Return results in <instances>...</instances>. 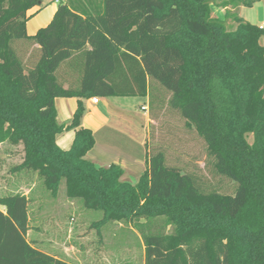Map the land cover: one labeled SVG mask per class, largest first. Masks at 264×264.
Masks as SVG:
<instances>
[{"label":"trees","instance_id":"trees-1","mask_svg":"<svg viewBox=\"0 0 264 264\" xmlns=\"http://www.w3.org/2000/svg\"><path fill=\"white\" fill-rule=\"evenodd\" d=\"M214 1L64 0L29 35L28 12L43 0H0V145L21 146L14 169L37 173L52 197L65 181L68 199L102 212L99 233L131 226L144 264H264V29L234 15L229 31ZM111 97L148 98L151 113L168 105L233 192L168 165L162 150L135 185L117 164L97 167L83 101ZM58 98L78 100L69 125L58 122ZM66 130L75 131L69 150L57 144ZM30 203L0 197V264H72L27 240Z\"/></svg>","mask_w":264,"mask_h":264},{"label":"rangeland","instance_id":"rangeland-1","mask_svg":"<svg viewBox=\"0 0 264 264\" xmlns=\"http://www.w3.org/2000/svg\"><path fill=\"white\" fill-rule=\"evenodd\" d=\"M45 1L58 7L55 1ZM113 101L134 104L135 110L143 117L145 112L148 115L146 117H155V120L152 119L154 124L150 127L148 155L162 150L168 165L178 167L184 172L195 173L206 186L222 193L233 192V187L216 176L208 165L210 159L204 141L195 132L187 130L184 120L168 105L155 108L151 113L149 100L146 98H114ZM249 141L252 142V137ZM7 149L15 148L8 144L0 146V152ZM16 149L20 151L19 148ZM10 165V160L0 163V174L6 177L8 169H11ZM146 168V164H141L130 170L132 173L135 171L139 180ZM134 180L129 181L130 184L135 185ZM29 185V213L31 225L35 229L30 240H39V245L37 242L36 245L41 251L72 264H144L142 240L131 226L125 223H109L99 233L92 225L102 219V212L86 209L80 200L68 199L65 181H62L57 197L51 196L41 179Z\"/></svg>","mask_w":264,"mask_h":264},{"label":"crops","instance_id":"crops-1","mask_svg":"<svg viewBox=\"0 0 264 264\" xmlns=\"http://www.w3.org/2000/svg\"><path fill=\"white\" fill-rule=\"evenodd\" d=\"M52 1L59 4V1L63 0ZM42 5L43 7L38 6L28 12L27 32L29 35H34L39 29L48 26L58 8L52 2L47 4L45 0H43ZM211 10L214 18L225 21L229 31H233L237 27L233 19L234 15L259 28L264 25V0H260L250 8L235 6L231 4V0H215L211 5ZM261 44L264 46V37L261 39ZM114 98L122 97L98 98V104H94L93 98L83 101L85 114L82 118L81 126L90 129L94 133L96 140L95 147L87 155V159L92 161L97 167H108L112 164L121 166L125 172L123 180L131 183L129 181L135 179L134 183L136 184L138 182L137 176L135 171L132 173L130 168L139 167L141 164L147 165L148 153H150V127L154 124V121L146 117V112L144 113L145 117L139 114L135 110L136 105L123 103L125 101L114 103ZM128 98L137 97H125L123 99ZM55 104L58 122L61 125H69L78 108V100L76 98H58ZM127 107L129 108L126 109ZM145 107L149 110L148 106ZM74 137V130H66L57 137V144L61 149L69 150L73 144ZM14 148L0 152L1 164L4 163V160H10V163H12L6 177L0 174V197L22 194L31 200L29 197L31 192L29 184L36 182L39 177L37 173L14 169L15 166L23 161L22 147ZM16 148H19L20 151ZM0 209L5 212V207ZM29 219L31 225L30 213ZM34 230L31 225L27 240L39 249L36 245L39 240H30V235ZM49 255L54 256L53 254ZM54 257L62 259L58 256Z\"/></svg>","mask_w":264,"mask_h":264},{"label":"built area","instance_id":"built-area-1","mask_svg":"<svg viewBox=\"0 0 264 264\" xmlns=\"http://www.w3.org/2000/svg\"><path fill=\"white\" fill-rule=\"evenodd\" d=\"M261 29H264V25L261 27ZM93 102H94V104H98L99 103V99L98 98H93Z\"/></svg>","mask_w":264,"mask_h":264}]
</instances>
